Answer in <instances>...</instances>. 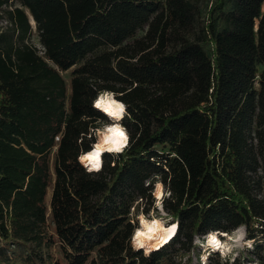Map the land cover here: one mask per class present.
Listing matches in <instances>:
<instances>
[{
  "label": "trees",
  "instance_id": "trees-1",
  "mask_svg": "<svg viewBox=\"0 0 264 264\" xmlns=\"http://www.w3.org/2000/svg\"><path fill=\"white\" fill-rule=\"evenodd\" d=\"M204 2L0 0V264H193L194 236L241 224L264 264V0ZM102 90L129 146L89 174ZM155 176L179 228L146 258L131 214Z\"/></svg>",
  "mask_w": 264,
  "mask_h": 264
},
{
  "label": "clouds",
  "instance_id": "clouds-1",
  "mask_svg": "<svg viewBox=\"0 0 264 264\" xmlns=\"http://www.w3.org/2000/svg\"><path fill=\"white\" fill-rule=\"evenodd\" d=\"M118 94L102 90L98 92L97 97L92 102V107L106 115L112 123H102V127L89 129V139L95 135L97 140L91 145L88 152L81 151L78 156L79 163L89 174L100 173L103 170V154L108 153L113 157L122 154L129 146L128 130L120 123L127 115L128 105L122 100L116 99ZM154 189L151 192L153 197L152 211L149 212L151 219L146 218L143 213V201H137L141 204V212L135 217L139 221V227L134 228L130 243L133 251L143 250V255L147 258L153 251H158L164 245L168 244L177 234L179 223H169L172 217L164 210V201L172 198L170 189L166 190L161 178L155 176ZM152 184V179L145 181V187ZM159 210V217L156 215ZM135 212V207H133ZM133 220V223H135ZM168 225L167 227L165 225ZM247 235L245 225H239L231 235L227 232L209 231L203 238L194 236L193 245L203 249L199 257L200 264H208V258L215 252H219L221 262L224 260L234 261L239 255V251L244 247L252 248L253 241L245 240ZM225 237L222 241L219 237ZM187 258H185L186 260Z\"/></svg>",
  "mask_w": 264,
  "mask_h": 264
},
{
  "label": "rangeland",
  "instance_id": "rangeland-1",
  "mask_svg": "<svg viewBox=\"0 0 264 264\" xmlns=\"http://www.w3.org/2000/svg\"><path fill=\"white\" fill-rule=\"evenodd\" d=\"M212 1H213V0H205L204 5L210 7ZM209 4H210V5H209ZM4 24H5V23H4ZM0 25H2V24H0ZM32 25H33V27H34V36L32 37V40H31V41H32L36 46L41 47V45H40V43H39V40H38V37H37L36 26H35L34 21H32ZM62 75H63L64 79L66 80V82L69 84V83H70V72L63 73ZM123 121H124V120H122L120 123L123 124ZM110 123H112L111 120H110ZM101 127H102V125H101ZM96 140H97V137H96ZM50 197H51V191H49L47 202L50 201ZM151 211H152V210H151ZM140 212H141V208H140V210H139V208H135V212H133V209H132L131 218H132L133 220H135V217H136L137 215H139ZM144 215H145V214H144ZM156 215H157V217H159V215H160L159 210H156ZM145 216H146V218L151 219V217H150L148 214L145 215ZM169 223H171V220L169 221ZM135 224H136L137 227H138V226H139V221H138V220H135ZM166 225H167V224H166ZM53 232H54L53 225H52V223L50 222V233H53ZM229 235H231V234H229ZM201 238H203V236H202ZM219 238H220L222 241L225 239V237H223V236H221V237H219ZM245 240H250V239L247 237V235H246V237H245ZM251 241H253V246H252V248L244 247L242 250H234V251H239V255H238L236 258H240V259L242 260V262H244V264H261V260H260L258 257H256L255 255H253V252L255 251V248H256V244H257L258 242H256L255 240H251ZM259 243H260V242H259ZM195 247H196L195 249H193L190 253H188V254L184 257V261H186V260H188V259L190 258V259L192 260V263H193V264H200L199 257H200V255L202 254L203 249H201V248L198 247V246H195ZM13 250H14V248L11 247V252H12ZM11 252H10L9 254H10L11 256H13ZM53 252L56 254V257H57V258L61 259V257L59 256V244H56V245H55ZM261 256H262L263 259H264V250L261 251ZM219 257H220V254H219ZM185 258H187V259L185 260ZM217 258H218V257H217L216 255H211V256H209V258H208V264H214V262H215V260H216ZM231 262H232V260H231ZM15 264H20V263H19V261H16Z\"/></svg>",
  "mask_w": 264,
  "mask_h": 264
},
{
  "label": "bare ground",
  "instance_id": "bare-ground-1",
  "mask_svg": "<svg viewBox=\"0 0 264 264\" xmlns=\"http://www.w3.org/2000/svg\"><path fill=\"white\" fill-rule=\"evenodd\" d=\"M165 226L167 227L168 225H165ZM138 227H139V226H138ZM138 227H137V228H138ZM176 237H177V234H176V236H175V237H174V238H173L168 244H170V243H171ZM166 245H167V244H166ZM166 245H164V246H166ZM164 246H163V247H164ZM160 249H161V248H160Z\"/></svg>",
  "mask_w": 264,
  "mask_h": 264
}]
</instances>
